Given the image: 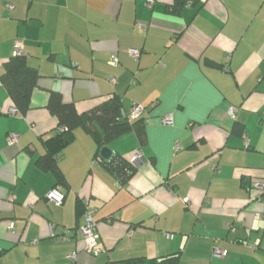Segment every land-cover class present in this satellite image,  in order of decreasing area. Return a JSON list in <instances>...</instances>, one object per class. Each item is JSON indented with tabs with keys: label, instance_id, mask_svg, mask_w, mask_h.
Listing matches in <instances>:
<instances>
[{
	"label": "crops",
	"instance_id": "crops-1",
	"mask_svg": "<svg viewBox=\"0 0 264 264\" xmlns=\"http://www.w3.org/2000/svg\"><path fill=\"white\" fill-rule=\"evenodd\" d=\"M18 40L39 77L26 112L0 77V264H264V196L250 188L264 178V0H0V76ZM52 92L80 112L112 96L126 114L147 107L143 140L108 144L142 150L126 181L81 127L57 155L67 185L38 164L59 125Z\"/></svg>",
	"mask_w": 264,
	"mask_h": 264
},
{
	"label": "trees",
	"instance_id": "trees-1",
	"mask_svg": "<svg viewBox=\"0 0 264 264\" xmlns=\"http://www.w3.org/2000/svg\"><path fill=\"white\" fill-rule=\"evenodd\" d=\"M0 77L16 109L26 112L30 107L32 92L37 85L39 77L37 69L27 62L25 55H14L5 62ZM48 108L58 117L59 125L56 136L47 142L51 148L38 160V164L43 168L51 169L55 173L56 185H67L65 176L58 168L56 160L59 152L74 140L77 128L81 127L90 133L98 143L99 150L115 138L133 130L138 132L140 139L143 140L145 136V122L143 120L145 112L132 119L129 113H124L121 98L118 96L108 97L96 106L80 112L75 103H65L59 92H52ZM99 153L100 151H98V157H100ZM103 163L122 181H126L136 169L130 157H125L119 153H114L110 159L104 160ZM252 181L250 182V188H252ZM78 209L80 213L83 212L84 214L86 212V204L83 200L78 202ZM134 261L136 259H130L128 262Z\"/></svg>",
	"mask_w": 264,
	"mask_h": 264
},
{
	"label": "built area",
	"instance_id": "built-area-1",
	"mask_svg": "<svg viewBox=\"0 0 264 264\" xmlns=\"http://www.w3.org/2000/svg\"><path fill=\"white\" fill-rule=\"evenodd\" d=\"M8 7H11V5H8ZM143 25V24H142ZM129 52L131 55L138 57L140 55V50L131 48L129 49ZM24 54V44L21 40H18L15 44L14 48V55H23ZM112 62L114 64L117 63V58L114 57L112 59ZM115 81V79H113ZM146 110V106L140 103H133L132 108L129 112V116L134 119L139 117L142 113H144ZM13 112L16 111V109H12ZM230 114L234 113L233 108H230L229 110ZM174 117L172 114H168L164 117L161 118V123L164 125H171L173 124ZM18 134H10L9 135V143L14 144L15 142L18 141ZM176 148H180V145L177 144ZM131 162L134 165H139L143 161V153L140 148H137L133 151L131 157H130ZM252 188L257 192V196L260 198H263L262 195H264V179H258V180H253L252 181ZM48 198L52 201L55 202L56 204H62L65 198V194L57 187L53 188L50 190L48 193ZM82 233H83V238L85 242V250L93 253V254H98L101 250L98 247V238L99 234L97 233V222L94 219V211L91 209H87L86 212L84 213V224L82 225ZM225 255V250H223L219 246H215L213 249V256L222 258ZM73 257L76 256V254L72 255Z\"/></svg>",
	"mask_w": 264,
	"mask_h": 264
},
{
	"label": "water",
	"instance_id": "water-1",
	"mask_svg": "<svg viewBox=\"0 0 264 264\" xmlns=\"http://www.w3.org/2000/svg\"><path fill=\"white\" fill-rule=\"evenodd\" d=\"M113 154H114V152H113L112 148H110L108 145H105L100 149L101 158H103L105 160L110 159Z\"/></svg>",
	"mask_w": 264,
	"mask_h": 264
}]
</instances>
